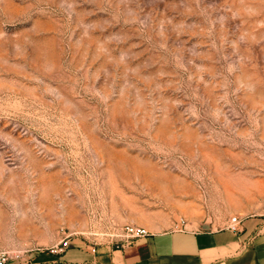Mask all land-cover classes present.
<instances>
[{"label": "rangeland", "instance_id": "rangeland-1", "mask_svg": "<svg viewBox=\"0 0 264 264\" xmlns=\"http://www.w3.org/2000/svg\"><path fill=\"white\" fill-rule=\"evenodd\" d=\"M189 214L264 216V0H0L10 262Z\"/></svg>", "mask_w": 264, "mask_h": 264}, {"label": "crops", "instance_id": "crops-1", "mask_svg": "<svg viewBox=\"0 0 264 264\" xmlns=\"http://www.w3.org/2000/svg\"><path fill=\"white\" fill-rule=\"evenodd\" d=\"M239 232L199 226L190 214L186 224L174 222L167 230H148L149 235L118 244L90 245L70 239L61 254L50 250L26 262L9 264H264V216L241 217Z\"/></svg>", "mask_w": 264, "mask_h": 264}, {"label": "built area", "instance_id": "built-area-1", "mask_svg": "<svg viewBox=\"0 0 264 264\" xmlns=\"http://www.w3.org/2000/svg\"><path fill=\"white\" fill-rule=\"evenodd\" d=\"M183 225L186 224L185 219L180 221ZM242 225V219L240 216H233L230 221L228 228L233 232H239ZM126 239H137L149 235V231L143 227L128 225L125 229ZM70 247V238L66 237L62 239L56 246L52 247L50 251L53 254H61ZM10 255L7 251L0 250V264H9Z\"/></svg>", "mask_w": 264, "mask_h": 264}]
</instances>
